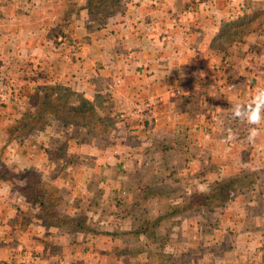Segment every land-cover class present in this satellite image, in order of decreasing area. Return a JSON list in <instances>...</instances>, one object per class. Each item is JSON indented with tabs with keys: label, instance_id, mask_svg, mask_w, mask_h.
Segmentation results:
<instances>
[{
	"label": "crops",
	"instance_id": "obj_1",
	"mask_svg": "<svg viewBox=\"0 0 264 264\" xmlns=\"http://www.w3.org/2000/svg\"><path fill=\"white\" fill-rule=\"evenodd\" d=\"M0 80L21 94L31 88H61L72 95L73 107L77 97L92 104L101 98V118L106 113L116 121L103 130L111 131L120 158L156 165L157 156L163 172L171 174L188 168L184 164L189 161L199 164L190 175L198 193L207 194L209 184L235 175L255 179L252 189L226 208L203 207L176 225L162 222L175 236L159 237L152 252L160 257L159 264H264V111L256 124L233 115L235 105L251 104L264 89V0H0ZM150 98L157 127L169 139L152 147L141 144L136 155L133 145L121 144L117 127H129L127 121L120 127V117L132 103ZM5 114L0 110L2 126L20 119ZM46 125L32 132V146L14 144L0 134V264H58L64 254L70 256L77 238L89 235L41 222L44 210L25 201L24 182L11 174L27 170L39 172L40 184L60 197L66 192V215L84 217L86 203L96 202L90 210L101 218L88 222L89 227L101 226L97 231L102 234L95 235L102 241L111 237L116 244L141 247L115 255L116 262L122 258L140 264L145 241L127 234L138 226L127 210L136 212L137 204H147L145 186L155 187L163 176L149 171L151 179L136 180L124 193L92 189L82 159L89 155L96 169L102 166L104 175L116 176L117 164L107 159L109 149ZM252 127L257 135L245 141L238 132L249 134ZM207 132L211 138L204 142ZM233 136L243 142L228 146ZM73 150L79 156L75 164L67 159L73 158ZM117 193L124 204L112 212ZM102 198L109 202L97 204ZM120 228L128 231L117 234Z\"/></svg>",
	"mask_w": 264,
	"mask_h": 264
},
{
	"label": "rangeland",
	"instance_id": "obj_2",
	"mask_svg": "<svg viewBox=\"0 0 264 264\" xmlns=\"http://www.w3.org/2000/svg\"><path fill=\"white\" fill-rule=\"evenodd\" d=\"M3 82H5L4 80H0V87L1 85H3ZM6 88H8L9 90V94L7 95H2V92L0 91V110H2V112L6 113L5 115L8 117L9 115L12 114H17L20 115V120H27L28 118L31 119L32 116H34V111L35 108L41 109L42 105L41 102H43L44 100L48 99L47 94L48 91L46 87H42L41 89H39L38 91H36L35 88H31V89H25V92L23 94L21 93H16L12 87L11 84H7L5 85ZM52 92V91H49ZM64 93V92H63ZM37 95V96H36ZM40 95V96H39ZM33 97L36 98L38 97V104H35L33 102ZM72 97V95H68V102L70 100V98ZM75 98V97H74ZM81 100L80 97H77V104L79 103V101ZM73 102V101H72ZM150 104L153 102L150 99H142L138 102H134L132 103V106L130 108L129 113L128 114H122V117L120 118H124V123L123 121H121L120 127H125L126 126V121L127 124H129V127L127 126V129L125 127L124 131L120 130V128L117 127V129L120 132L119 137L121 138V144L124 145L125 147H130L133 148L134 147V152L136 155H139V153H137L136 148H138L141 144H144L148 147H152V145H162L165 144V141H167L169 139L168 135L165 134L164 130H159L158 129V124L157 122V116L154 113L153 107H154V102L152 103V108H151V113L150 115L148 114H144V115H140V118H137L136 115L134 114V111L136 109V107L139 106H143L145 103H149ZM3 103V104H1ZM92 104V103H91ZM96 104V107L95 105ZM70 105V104H69ZM93 107L96 110V114L101 118L99 111L101 110V108L103 107V101L100 98L96 103L92 104ZM2 108V109H1ZM142 108V107H141ZM11 110V113L7 112ZM105 118H102L105 123L106 126L111 125V122L116 124V121L112 118H110L109 116H107V114L105 113ZM13 116V115H12ZM11 119V118H8ZM142 120V121H141ZM144 121H147V125H144ZM15 122H12L10 124H8L7 126H2V124L0 123V134H1V138L3 139H7V135L5 134V129L7 127H9L10 125L14 124ZM48 127H50L51 131H55V130H61V132L63 133H69L70 137H72L74 140L79 141V142H94V141H98L100 144V147L105 146L106 148H108V152H106V154H109V159L114 161L117 164L118 169H116L115 167L113 169H115V171L117 172L116 176H112L110 175L109 177L104 175V169H102V166H98L97 165V169H96V164L94 163V161H91V157L88 155L87 159H82L83 164V169L88 172V183L90 184L89 187H92V189L94 188H98V189H107L108 193L113 192L115 189L118 191L120 190V192H127L126 187L125 186H129L130 184H135L136 180H143L145 178V181H148V179H151L150 175H148L149 171H153L154 174L156 173V175H158L157 177H160V175L163 176V178H159V180L157 182H159V186H163V191L167 192L169 195H162V197H160V199L158 200L156 198L150 199L149 202L147 201V204H137L138 208L136 209V212H134V210H127V212H129L131 215H134L130 218V220H134L135 223H137L138 225L141 223L142 219L144 218H148L150 217V215L152 214H156L158 213L159 209H160V205L163 203H179L181 201L182 196L184 195H190V194H195L198 193L197 192V188L195 187L194 184L197 183V180L192 183L191 182V176L193 175L192 170H197L199 168V164L193 163L191 161L187 162L186 166H189L188 168L184 169L185 166H183L182 168L179 165V169H175V171H173V173H169L168 171V175L170 178H165L164 174H166L167 172H163L165 169V166L161 165V161H159V158L157 156H155V160L158 161L155 165V163H152L151 165H146L147 161L144 162V164L141 162H138V165H135L133 163L132 160L130 159H126L123 160L122 158H120L119 156V149L120 146H115V148H113V137L111 134V131H109L107 133V131H104L101 127H95L94 128V132L95 135L91 136V135H87L85 132V128L81 125H77L75 127L72 128H67L66 130L62 129V122L59 119H50L47 122ZM105 126V127H106ZM78 129V130H77ZM108 130V127L107 129ZM34 131L37 130H33L31 132H27V130L22 131L21 133L16 134L11 142H13L14 144L16 143L17 145H21V146H32L33 144H30L32 142H35V138L33 137V133ZM172 139L174 138V134H172L173 132H169ZM238 133H242L243 134V138L245 139V141L247 140L248 137V133L247 130H243L242 132H238ZM206 136H203V140L204 142H207V140H210V136L212 133H205ZM235 141H230L228 140L227 145L228 146H235V144H238L240 141L243 142L240 138L234 137L233 139ZM57 141V139L52 141V145L55 144V142ZM152 142V144H150ZM133 145V147H132ZM142 147V146H140ZM91 148V147H90ZM206 148V147H205ZM88 149V148H87ZM156 149V148H154ZM190 149V148H189ZM202 149H204L203 147L200 148V150H197V152H192V149L188 150L190 153L189 155H191L192 153H194V155L199 154V152H202ZM206 150V149H205ZM74 152V156L76 155V157L73 156V158H70L69 156L67 157L68 161H73V163L75 164L77 160V158H79L78 156V152L76 150H73ZM89 153V151L87 152ZM2 156H4V153L1 154ZM193 155V156H194ZM83 156V155H82ZM159 156V155H158ZM127 157V156H126ZM160 157V156H159ZM76 158V159H74ZM195 158V157H194ZM147 160L153 159L151 156L146 158ZM123 161V162H122ZM201 164H205V163H201ZM192 165V166H191ZM115 166V165H114ZM113 169L109 170V171H113ZM152 169V170H150ZM183 169V170H182ZM5 170V169H3ZM70 170V169H69ZM72 171V170H70ZM30 172H34L36 173L37 177L39 178V180H41L40 178V173L39 172H35V171H31V170H27L26 172H11V174L13 176H17L20 177L21 174H27ZM10 173V172H9ZM102 173V174H101ZM183 175V176H181ZM147 176V177H146ZM168 180V181H166ZM181 180H184L185 182H181ZM140 183V181L138 182ZM169 183H171L172 185H169ZM120 185V186H119ZM158 185L156 184L155 187H158ZM148 188H154V187H150V186H145ZM178 187L180 188V191H176L178 189ZM43 190H45L46 192V198L52 200V203H55V205L52 206V208L49 207V209L51 211H55L58 212V214L62 217V216H70V215H66L65 213L67 212L66 210V204L64 199H67L66 196V192L61 191V197L59 195H57L56 191H52L51 189H49V186H43L42 187ZM51 195H49V194ZM145 193V192H143ZM145 195V194H144ZM101 196V195H100ZM114 196H117V198L113 199V206H112V212L115 211L116 208L120 207L119 204H124L123 198L124 196H120L118 193L115 194ZM110 198V196H109ZM109 198H102L100 200H98L97 204H101L103 201V199H106L107 202H109ZM130 198V197H127ZM95 202V198L93 199ZM70 201H68L69 204ZM77 202V201H76ZM75 202V203H76ZM232 203V202H231ZM96 202L94 203V205H91L90 202L86 203L85 209L87 210L86 213H83L84 217H86V223L91 222L92 220L96 219L98 220L99 218H101V216H99L98 212H96V214L90 210L91 209H95L96 206L95 205ZM123 207V205H121ZM89 207V209H88ZM110 208V207H108ZM208 208V207H206ZM211 209V208H210ZM92 212L93 216H91V213L89 214L88 218H87V213L88 212ZM49 214H51V212L47 209H45L42 212H39V215L41 218H39L41 220V222H43L44 225L46 226H52L55 225V221L53 219L50 218ZM96 215V217H95ZM118 214H114V218H117ZM99 216V217H98ZM72 217V216H70ZM74 217H83L82 214L79 213H75ZM90 217V218H89ZM108 219V216H106ZM125 217V216H124ZM127 217V216H126ZM129 218V217H127ZM91 219V220H89ZM105 219V216L103 217V220ZM106 221V220H104ZM170 222H172V224H177L178 219L175 220H171ZM95 222L92 223V225ZM90 225V224H89ZM97 228H93L94 230H99L101 226L96 225ZM161 226V225H160ZM174 227V226H173ZM104 229V228H102ZM106 229V228H105ZM108 230V229H107ZM111 230V229H110ZM172 228L170 229L169 227H163L161 226V228L159 227L156 230V235L158 237H162L163 239L166 240L170 237H174V235H172L171 231ZM106 231V230H105ZM113 231H115L113 229ZM126 229L124 228H120L119 230H117V234H123L126 233ZM104 232V231H103ZM129 232H127L128 234ZM89 234L88 237H82L81 240H79L77 238V245L76 247L72 250V253L70 254L69 257H67V254H64L62 257V260H58L57 262L58 264H116L121 263V264H131L128 261H121V259L115 260V255L118 252H122L124 255L126 252H128L129 250H131V248H136L137 246L134 247L133 244L130 243H124V242H118V244H116V242L114 243L111 239V237H104L106 239H108V241H102L100 236H97L95 234L92 233H87ZM116 234V235H117ZM172 235V236H171ZM131 236V235H130ZM75 237L72 238V240L74 241ZM111 241V242H110ZM81 242V244H80ZM113 242V243H112ZM160 244V243H158ZM144 252L142 253V257H139L140 264H159L160 262V257L159 256H155V253H153L152 251L154 250L153 245H148L147 243H144ZM139 250H142L141 247L136 248ZM146 250V251H145ZM74 252V253H73ZM142 252V251H141ZM140 252V253H141ZM59 252H56V254H58ZM113 253V254H112ZM147 254V256H145ZM150 255V259H148V256ZM122 256V255H121ZM60 257V256H59ZM64 257H67L64 259ZM138 259V258H137ZM137 261V260H136ZM146 261V262H145ZM151 261V262H150ZM138 264V263H137Z\"/></svg>",
	"mask_w": 264,
	"mask_h": 264
},
{
	"label": "trees",
	"instance_id": "obj_3",
	"mask_svg": "<svg viewBox=\"0 0 264 264\" xmlns=\"http://www.w3.org/2000/svg\"><path fill=\"white\" fill-rule=\"evenodd\" d=\"M46 91H48L46 97L48 99L41 102V109L35 108L34 116L31 119L17 121L4 130L7 135V141L12 140L16 134L24 130H27V132L33 130L42 131L46 122L50 119H59L62 122L63 130L81 125L86 129V134L91 136L95 135L94 128L96 126L102 129L108 127V124L106 126L105 121L96 114L95 108L88 101L81 99L78 105L73 107L68 102V95H71L69 92L63 91L61 88L56 89L52 87L47 88ZM38 99V97H33V102L38 104ZM146 123L144 121L143 124L147 125ZM19 178L24 182L20 188L25 201L33 206L37 205L43 210H49L51 212L49 216L56 222V226L79 230L84 233L102 234L92 227H89L86 223V217H61L58 212L51 211L49 207L51 206L50 208H52L55 203H52V200L46 198V192L43 190V186L40 184L36 173L21 174ZM255 182V179L249 175H235L229 179L219 180L209 184L207 194H188L182 196L179 203H162L158 213L142 219L137 228L130 231L128 235L142 236L148 245H157L161 240L155 232L162 222L175 219L180 221L184 217L194 216L203 207L211 209L226 208L231 202L237 200V198H242L245 191H250ZM162 189L163 187L159 185L154 188L145 187L146 200L149 202L150 199H157V197L159 200L162 195H169Z\"/></svg>",
	"mask_w": 264,
	"mask_h": 264
},
{
	"label": "clouds",
	"instance_id": "obj_4",
	"mask_svg": "<svg viewBox=\"0 0 264 264\" xmlns=\"http://www.w3.org/2000/svg\"><path fill=\"white\" fill-rule=\"evenodd\" d=\"M264 111V89H259L253 97L252 103L249 105H235L233 115L243 117L251 124H256L261 119L260 113ZM257 135V129L252 127L249 129L247 139L252 142Z\"/></svg>",
	"mask_w": 264,
	"mask_h": 264
},
{
	"label": "built area",
	"instance_id": "obj_5",
	"mask_svg": "<svg viewBox=\"0 0 264 264\" xmlns=\"http://www.w3.org/2000/svg\"><path fill=\"white\" fill-rule=\"evenodd\" d=\"M0 91L2 92V95H4V96L9 94V90H8V88H6V86L4 84L1 85ZM151 108H152V103L151 104H150V102L145 103L143 106L136 107L134 114L136 115L137 118H140V115H144V114L150 115Z\"/></svg>",
	"mask_w": 264,
	"mask_h": 264
}]
</instances>
